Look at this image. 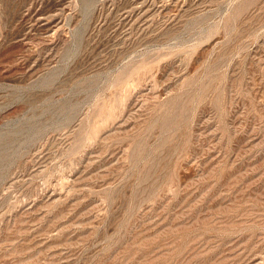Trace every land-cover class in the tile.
Returning a JSON list of instances; mask_svg holds the SVG:
<instances>
[{"label": "rangeland", "instance_id": "1", "mask_svg": "<svg viewBox=\"0 0 264 264\" xmlns=\"http://www.w3.org/2000/svg\"><path fill=\"white\" fill-rule=\"evenodd\" d=\"M0 264H264V0H0Z\"/></svg>", "mask_w": 264, "mask_h": 264}]
</instances>
